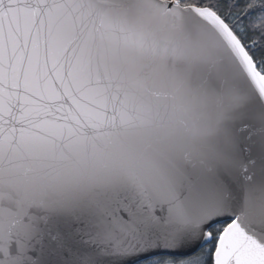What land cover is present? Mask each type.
I'll return each instance as SVG.
<instances>
[{"label":"snow or ice","instance_id":"6c2138e0","mask_svg":"<svg viewBox=\"0 0 264 264\" xmlns=\"http://www.w3.org/2000/svg\"><path fill=\"white\" fill-rule=\"evenodd\" d=\"M0 264H264V0H0Z\"/></svg>","mask_w":264,"mask_h":264}]
</instances>
